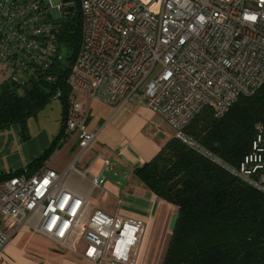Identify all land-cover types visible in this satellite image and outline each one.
<instances>
[{"label": "built area", "instance_id": "2783aa9c", "mask_svg": "<svg viewBox=\"0 0 264 264\" xmlns=\"http://www.w3.org/2000/svg\"><path fill=\"white\" fill-rule=\"evenodd\" d=\"M68 5L0 0V73L6 80L22 87L55 82L51 69L61 56ZM78 6L82 37L66 77L70 106L63 140L76 136L79 153L62 173L44 163L0 181V252L7 241L3 229L26 224L88 264H138L144 221L118 210L88 213L87 197L66 185L70 172L85 175L78 159L97 136L76 93L116 107L145 105L175 138L203 152L187 132L191 121L205 108L223 116L264 83V0H78ZM59 95L57 90L53 98ZM96 158L102 166L92 189L101 187L110 164L104 155ZM233 173L264 193V123Z\"/></svg>", "mask_w": 264, "mask_h": 264}, {"label": "trees", "instance_id": "16d2710c", "mask_svg": "<svg viewBox=\"0 0 264 264\" xmlns=\"http://www.w3.org/2000/svg\"><path fill=\"white\" fill-rule=\"evenodd\" d=\"M66 1H72L75 10L65 13L60 27L61 56L51 69L55 82L23 87L8 80L0 83V129L18 124L24 135L27 119L60 91L53 98L61 105L60 129L25 166L29 173L50 158L65 136L70 106L66 77L82 37L78 0ZM263 123L264 83L253 94L239 97L223 116L214 117L205 108L191 121L187 132L203 152L173 136L149 161L134 168L137 183L177 209L160 264H264V193L233 173ZM21 169L1 173L0 181Z\"/></svg>", "mask_w": 264, "mask_h": 264}, {"label": "crops", "instance_id": "0c3cea01", "mask_svg": "<svg viewBox=\"0 0 264 264\" xmlns=\"http://www.w3.org/2000/svg\"><path fill=\"white\" fill-rule=\"evenodd\" d=\"M0 76L3 75L0 73ZM76 95L83 106L89 109L88 127L97 131V136L78 159L81 169H87L85 175L81 176L75 171L70 172L65 180L66 185L69 189L87 197L88 213L99 209L112 214L118 210L126 216L142 219L145 232L138 264H160L162 253H156L157 258L154 262L149 263L146 260L149 253L148 242L155 233L150 230L152 226L161 229L159 220L154 222L159 212L158 207L160 204H166L171 216L165 225L161 240L163 242L165 235H170L172 231L177 209L173 204L157 197L137 183L133 170L149 161L161 146L174 136V130L171 131L170 125L168 126L160 115L145 105L127 103L116 107L101 99H93L87 94L76 93ZM60 112H62L61 105ZM51 135L44 129L32 134L28 126L24 135L18 124L0 129V174L26 166L50 144L53 140ZM65 145L67 146L64 148ZM76 147H78L77 138L72 136L45 163L58 173H62L71 161L65 160L61 155L68 148L71 152ZM97 154L104 155L110 160L109 166L101 173L102 178L106 170H112L117 177H121L113 189L105 186L104 179L99 189L91 188V178L100 172L102 166L100 159L96 158ZM101 198H107L114 204L99 205L98 199ZM117 199L121 201L119 205H116ZM3 230L7 241L0 252V264H88L67 250L60 249L51 239L33 231L29 225L22 224ZM79 246L81 248L83 244Z\"/></svg>", "mask_w": 264, "mask_h": 264}, {"label": "rangeland", "instance_id": "374dc122", "mask_svg": "<svg viewBox=\"0 0 264 264\" xmlns=\"http://www.w3.org/2000/svg\"><path fill=\"white\" fill-rule=\"evenodd\" d=\"M51 3L53 4V6H55L58 3V0H51ZM69 4H73V2H68ZM1 77V76H0ZM7 76H2V82L4 80H6ZM27 126L29 127V130L31 131V133H36L39 132L40 130L46 131L48 134H52L51 136V140L52 138L55 137V135L57 134L58 130H59V126L61 123V112H60V102L58 99H51L46 105H44L41 109H39L36 114L34 116H31L27 119ZM167 124V122H166ZM169 126V124H167ZM169 128L171 129V131L173 130L170 126ZM61 141V140H60ZM68 141V139L66 140H62V145L64 143H66ZM61 145V146H62ZM67 145L64 146V148ZM60 148V147H59ZM57 148V149H59ZM55 149L54 152L50 155V156H54L55 155V151L57 150ZM69 148L65 151L64 154H62L61 156L68 161H73V159L77 156L78 154V147H76L74 150H72L71 152L69 151ZM119 178H121L120 176L117 177L114 172L112 170H106L103 173V179L105 180V186L107 187H114V185H117V182L119 181ZM109 190V189H108ZM110 203V205H113L114 202H110L109 199H98V204L99 205H104ZM166 204H160V206L158 207V215L156 216V220L154 223H156V221L159 220V222L161 223V229H157L156 226L153 227L150 230V232H154L152 234L153 238L151 241L148 242V254H147V258L146 260L151 263L152 261L154 262L156 257V253H162L161 258L163 257L164 251L166 249V245L168 242V238L169 235L166 234L164 237V241L161 242L162 240V236L164 235V231H165V225L168 219H170L171 213L168 209H166ZM156 229V230H155ZM158 244V246H157ZM164 245V246H163ZM161 260V259H160Z\"/></svg>", "mask_w": 264, "mask_h": 264}, {"label": "water", "instance_id": "95a60500", "mask_svg": "<svg viewBox=\"0 0 264 264\" xmlns=\"http://www.w3.org/2000/svg\"><path fill=\"white\" fill-rule=\"evenodd\" d=\"M64 9L66 10V11H74L75 10V6L74 5H68V6H65L64 7Z\"/></svg>", "mask_w": 264, "mask_h": 264}]
</instances>
